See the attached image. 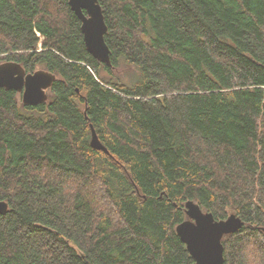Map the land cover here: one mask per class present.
I'll list each match as a JSON object with an SVG mask.
<instances>
[{
    "label": "trees",
    "instance_id": "16d2710c",
    "mask_svg": "<svg viewBox=\"0 0 264 264\" xmlns=\"http://www.w3.org/2000/svg\"><path fill=\"white\" fill-rule=\"evenodd\" d=\"M98 3L111 66L67 0H0V62L56 76L0 88V264H195L186 201L243 222L223 264H264V0Z\"/></svg>",
    "mask_w": 264,
    "mask_h": 264
},
{
    "label": "water",
    "instance_id": "95a60500",
    "mask_svg": "<svg viewBox=\"0 0 264 264\" xmlns=\"http://www.w3.org/2000/svg\"><path fill=\"white\" fill-rule=\"evenodd\" d=\"M67 3L80 20L86 50L98 62L111 66L110 51L104 41L107 28L98 0H67ZM55 79L54 74L42 69L26 73L16 62H0V88L19 92L24 105L35 106L46 102L47 90ZM90 144L104 150L93 131ZM7 208V203L0 201V213ZM184 210L186 219L175 230L195 264H223L222 237L237 231L243 222L234 214L216 221L211 213L202 212L192 201L185 202Z\"/></svg>",
    "mask_w": 264,
    "mask_h": 264
}]
</instances>
